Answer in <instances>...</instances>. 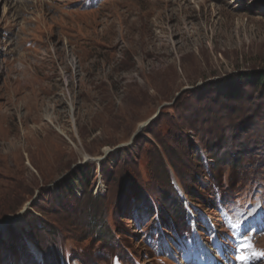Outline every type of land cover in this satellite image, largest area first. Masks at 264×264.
I'll return each mask as SVG.
<instances>
[{"label": "rangeland", "instance_id": "obj_1", "mask_svg": "<svg viewBox=\"0 0 264 264\" xmlns=\"http://www.w3.org/2000/svg\"><path fill=\"white\" fill-rule=\"evenodd\" d=\"M258 73L264 0H0V264H264Z\"/></svg>", "mask_w": 264, "mask_h": 264}, {"label": "trees", "instance_id": "obj_2", "mask_svg": "<svg viewBox=\"0 0 264 264\" xmlns=\"http://www.w3.org/2000/svg\"><path fill=\"white\" fill-rule=\"evenodd\" d=\"M247 82L249 84L255 85L254 86L255 89H260V88L264 87V77L262 76L261 73H258V74H255V75H250V77L248 78ZM230 84H231L230 82L227 84L228 88L232 87ZM176 148L178 149V151L182 149V148H178V147H176ZM176 148H173V149H176ZM182 151L184 153H188L187 148L185 150H182ZM165 153H167L169 155L167 157L171 160V162L167 161L168 166L170 168H174V160L171 158V156L173 155V154H171L172 152L170 150L166 149ZM193 154H194V157H192V160L190 162L191 163H195V164L197 163L196 167L199 168L200 166H202L201 161L199 160L198 154H196V153H193ZM211 159L213 160L214 158H211ZM226 159L229 162L228 165L233 167L234 169H239L243 165V160H242L241 157H238V155L228 153ZM214 161H215V159H214ZM216 166H217V164L214 165V167H216ZM161 171H166V174L164 172V177L159 175V173ZM154 173H155L156 177H159L160 179H162L163 182H165V184L167 186V189L169 190V193L171 195V198L163 199V201L165 203L164 206L161 207L158 204L159 207H160L159 208V213L161 214V216L159 218H157V220L160 221L163 225H165V221L166 220H169V222L174 225V221L176 219H178L182 223V227L178 228V230H181V231L185 230L187 225H186V211H185L184 206H183V201L182 200H178L177 198H175L176 196L173 195V190L171 189L172 186H171V182H170L169 172L166 169V164H165L164 161H162V159L160 160V163H157ZM74 177H75V180L77 182H80L81 186H87L86 183H88V182L86 181V178H85L84 174H80L79 173V174H76ZM228 185H230V184H228ZM216 186L219 187L220 190L223 188L222 183H219ZM232 187H233V185L232 186L230 185V186H227L226 189H229V188H232ZM184 192H185L187 198L189 200L190 199L194 200L195 203H198V201H201V202L204 201L202 199V197H201L200 192H198V190L196 188L193 189V188L184 186ZM221 192H223V190H221ZM232 195H233V193L229 194L227 196L231 197ZM129 196L130 197L128 198V201H129V203L131 205L136 204L138 206V205L145 204V203H147L149 201L147 196L143 195V193H138L136 190H134V192L132 194H130ZM93 202L94 201H92V204H93ZM85 211H87V210H85ZM122 213L123 212L121 210L118 211L119 215L122 214ZM153 220L154 219H152V221ZM12 226H13V224H11V225H9L7 227L8 231L12 235L17 234L16 230L13 229ZM102 227H104V229L107 232H106V234H100L99 237H104L103 239L101 238L102 242L110 244L112 242L113 236L111 235V233H110V231H109V229H108V227L106 225H102ZM85 257L86 256H84L83 258H85ZM88 259H90V258L88 257L86 260H88ZM91 263H92V261L90 260L89 264H91Z\"/></svg>", "mask_w": 264, "mask_h": 264}, {"label": "water", "instance_id": "obj_3", "mask_svg": "<svg viewBox=\"0 0 264 264\" xmlns=\"http://www.w3.org/2000/svg\"><path fill=\"white\" fill-rule=\"evenodd\" d=\"M150 121H152V120H150ZM150 121H149V122H150ZM149 122H148V123H149ZM146 125H147V124H144V125L142 126V128H143L144 126H146ZM142 128H141V129H142ZM106 154H107V152H105V155H106ZM86 161H87V160H86ZM92 161H93V160H92ZM18 217H20V215H19ZM6 218H7V217H6ZM3 220H4V219H3ZM14 220H15V219H13L12 217H8L6 220H4V221H5V225H7L8 223H10L11 221H14ZM1 222H2V221H1ZM3 223H4V222H3ZM0 227H3V226L0 225Z\"/></svg>", "mask_w": 264, "mask_h": 264}, {"label": "bare ground", "instance_id": "obj_4", "mask_svg": "<svg viewBox=\"0 0 264 264\" xmlns=\"http://www.w3.org/2000/svg\"><path fill=\"white\" fill-rule=\"evenodd\" d=\"M47 120H48V119H47ZM86 159H87V158H86ZM86 159H85V161H86ZM35 253H36L37 256H39V254L37 253V251H35Z\"/></svg>", "mask_w": 264, "mask_h": 264}, {"label": "snow or ice", "instance_id": "obj_5", "mask_svg": "<svg viewBox=\"0 0 264 264\" xmlns=\"http://www.w3.org/2000/svg\"><path fill=\"white\" fill-rule=\"evenodd\" d=\"M189 242H191V241H189V240L186 239L185 243H189Z\"/></svg>", "mask_w": 264, "mask_h": 264}]
</instances>
